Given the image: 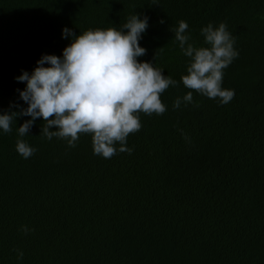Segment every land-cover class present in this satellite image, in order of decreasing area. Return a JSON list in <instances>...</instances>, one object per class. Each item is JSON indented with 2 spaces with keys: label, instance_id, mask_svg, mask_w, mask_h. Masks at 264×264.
Listing matches in <instances>:
<instances>
[{
  "label": "trees",
  "instance_id": "16d2710c",
  "mask_svg": "<svg viewBox=\"0 0 264 264\" xmlns=\"http://www.w3.org/2000/svg\"><path fill=\"white\" fill-rule=\"evenodd\" d=\"M135 13L149 25L138 60L178 83L161 96L167 111L141 114L131 154L110 159L87 135L75 147L48 140L41 119L24 137L27 116L0 130V264H264V0H0V114L27 107L15 77L62 56L64 27L120 29ZM180 20L198 46L208 23L227 24L239 53L224 70L230 103L193 92L173 108L188 91ZM17 139L37 151L23 158Z\"/></svg>",
  "mask_w": 264,
  "mask_h": 264
},
{
  "label": "clouds",
  "instance_id": "9594fccd",
  "mask_svg": "<svg viewBox=\"0 0 264 264\" xmlns=\"http://www.w3.org/2000/svg\"><path fill=\"white\" fill-rule=\"evenodd\" d=\"M148 26V17L135 13L120 29L95 28L76 34L64 27L62 38L71 37V42L62 49V56L42 54L31 73L22 70L15 77L25 83L17 91L27 107L10 103V110L0 114V130L10 133L16 118L27 116L30 119L16 127L19 137L28 135L34 121L41 119L40 133L48 140L55 137L75 147L87 135L94 155L110 159L117 152L131 154L127 138L142 128L141 114L163 115L167 106L162 94L178 86L153 61L138 60L147 52L139 41ZM188 27L180 20L174 29L175 40L189 59L186 74L180 77L188 91L174 100L173 108L194 103L193 92L220 104L230 103L235 91L222 86L224 70L239 53L227 24L203 27L202 46L192 41ZM12 107L19 111H11ZM182 136L190 141L183 132ZM15 148L25 159L37 151L23 139H17ZM21 231L27 234L33 229L21 226ZM15 251L22 259L23 252Z\"/></svg>",
  "mask_w": 264,
  "mask_h": 264
}]
</instances>
